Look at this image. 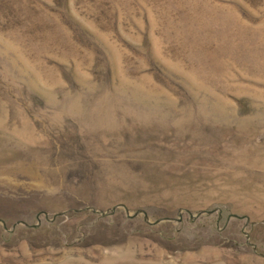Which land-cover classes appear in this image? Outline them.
Returning a JSON list of instances; mask_svg holds the SVG:
<instances>
[{
	"label": "rangeland",
	"instance_id": "1",
	"mask_svg": "<svg viewBox=\"0 0 264 264\" xmlns=\"http://www.w3.org/2000/svg\"><path fill=\"white\" fill-rule=\"evenodd\" d=\"M0 264H264V0H0Z\"/></svg>",
	"mask_w": 264,
	"mask_h": 264
}]
</instances>
